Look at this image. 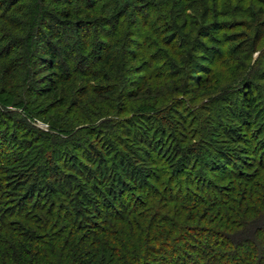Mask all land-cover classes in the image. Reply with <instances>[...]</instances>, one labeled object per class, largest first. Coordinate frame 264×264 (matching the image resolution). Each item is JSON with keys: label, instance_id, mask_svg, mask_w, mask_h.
<instances>
[{"label": "trees", "instance_id": "obj_1", "mask_svg": "<svg viewBox=\"0 0 264 264\" xmlns=\"http://www.w3.org/2000/svg\"><path fill=\"white\" fill-rule=\"evenodd\" d=\"M0 264H264V0H0Z\"/></svg>", "mask_w": 264, "mask_h": 264}, {"label": "rangeland", "instance_id": "obj_2", "mask_svg": "<svg viewBox=\"0 0 264 264\" xmlns=\"http://www.w3.org/2000/svg\"><path fill=\"white\" fill-rule=\"evenodd\" d=\"M40 128H43V126L41 127V126H39Z\"/></svg>", "mask_w": 264, "mask_h": 264}]
</instances>
